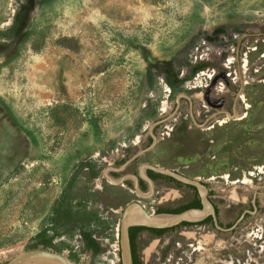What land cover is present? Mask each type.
Listing matches in <instances>:
<instances>
[{
    "label": "rangeland",
    "instance_id": "1",
    "mask_svg": "<svg viewBox=\"0 0 264 264\" xmlns=\"http://www.w3.org/2000/svg\"><path fill=\"white\" fill-rule=\"evenodd\" d=\"M145 165L212 188L239 225L217 247L200 229L150 240L145 264H179L197 232L205 256L264 264V0H0V264L37 248L119 264L129 203L184 200L140 196L126 181Z\"/></svg>",
    "mask_w": 264,
    "mask_h": 264
},
{
    "label": "flooded vegetation",
    "instance_id": "2",
    "mask_svg": "<svg viewBox=\"0 0 264 264\" xmlns=\"http://www.w3.org/2000/svg\"><path fill=\"white\" fill-rule=\"evenodd\" d=\"M220 101L225 102V100H223V98ZM220 106L223 107V104H220ZM149 137H152V136L149 135ZM149 137H148V141H149ZM119 170H120V163L117 159H115L113 166L109 168L108 172H110L113 176H117L118 175L117 171H119ZM151 170L154 173H151ZM146 173L153 180L154 188H156L159 185H164V186H167L170 188L174 187L176 190L183 193L182 198L184 200L179 201L177 203L168 204L169 206H165L164 204H159L158 206H156L154 212H160V211L163 212L164 210L179 208V207H182V206L187 205V204L196 203L199 200H200V203L202 204V197H201V194L199 192V189L196 186L188 184V183H184V182H182V181H180V180H178V179H176L170 175L158 172V171L153 170L152 168H149V167L146 168ZM167 176H170L171 178H169ZM138 180H139L140 187L142 190L146 191L149 189L150 183L148 180L144 179L141 175H139ZM126 182L130 186L132 184V186L135 188L133 180L127 179ZM206 185L208 186L207 183H206ZM145 187H146V189H145ZM207 195L215 207V215L210 214V215L206 216L205 218H203L199 221L188 222V224H183L184 223L183 222L179 225H176L173 227H168V228H154V229H152V228L144 227V226H132L130 228L129 233H130V240H131L134 264H145V256H144L145 249L144 248H146V243H148L150 240L156 239L158 241H164V243L167 244L173 240L174 236L181 234L183 232V230L185 231V229L187 231H192L193 229L194 230L200 229V230H203L204 232L207 231V234H213V244H211V245L215 246V247H217L215 242H218V240H219L218 235L221 232L235 234L237 232V228L239 227L237 222L231 224L230 221H227V222L223 221L221 218V211L219 209V204L212 197L214 195V190L212 188H208ZM155 229H159V230H155ZM199 236H203V234H199V232H197L195 234L194 239H192L191 242L187 243L188 246L185 249L186 252L184 251L185 255L183 257H181V261H179V264H181V262H182V264H215L213 262L214 260L218 264H226V263L227 264H242L241 260H239L238 258H234L232 256V254H228V252L218 253L219 257L217 259L216 258L212 259L209 256H207V253L210 250V248H208V251L206 250L207 253L205 256V253H204L205 250L203 251L202 248H200L196 244L197 238ZM241 237L243 238L244 236H241ZM256 237L263 239L262 241L264 243V234H261L260 236H258V234H257ZM233 238H235V236H233ZM243 241L249 242L250 244L253 243L251 241V238L249 237V235H246ZM227 246L228 245H226L224 247H227ZM260 246H261V244H260ZM155 253H157V252H155ZM220 256L225 258V260L222 259ZM226 258L228 260H226Z\"/></svg>",
    "mask_w": 264,
    "mask_h": 264
},
{
    "label": "water",
    "instance_id": "3",
    "mask_svg": "<svg viewBox=\"0 0 264 264\" xmlns=\"http://www.w3.org/2000/svg\"><path fill=\"white\" fill-rule=\"evenodd\" d=\"M151 134L152 137L156 140V136L152 133V131ZM148 167L158 172L170 175L182 182L196 186L199 189V192L202 197V207H191L181 212H149L146 209L145 205L141 203V200H136L129 203L122 211V218L119 228L121 264H134L129 233L130 228L132 226H144L149 228H168L179 225L183 222H196L210 214L215 215V207L208 198V192H205L206 188L200 181L184 178L182 176H179L174 171L156 168L151 165H145V169H143L144 167L141 168L140 173L144 179L149 181L152 190H154V182L146 173V168ZM119 182L125 183V179H122ZM135 190L140 196H150V193L145 194L142 192L138 178L135 181ZM132 215H136V218L134 220L131 219ZM161 216L169 218L171 222H168L166 224L155 223V219ZM46 261L52 262L54 264H78L67 255H64L54 250L41 248L20 252L14 257H11L4 264H43Z\"/></svg>",
    "mask_w": 264,
    "mask_h": 264
},
{
    "label": "built area",
    "instance_id": "4",
    "mask_svg": "<svg viewBox=\"0 0 264 264\" xmlns=\"http://www.w3.org/2000/svg\"><path fill=\"white\" fill-rule=\"evenodd\" d=\"M232 59H231V57L230 58H228V61H229V63H231L232 61H231ZM210 68V67H209ZM246 69V68H245ZM246 71V70H245ZM205 73V72H204ZM215 74H216V70L213 68L212 69V73H209L208 74V77H209V79H210V81L212 82L213 81V79H214V77H215ZM227 76L229 77V79L231 80V81H233V83L235 84V85H240V87L242 88H244V84L241 82V79L239 78V75H236V74H234V72H231L230 70H228L227 71ZM251 77V76H250ZM247 80H246V83L248 82V78H246ZM240 82V83H239ZM232 87V91H234V88H236L235 86H231ZM215 88H217V90H219L220 92H223L224 94H225V89H227L226 91H228L229 93H231L232 91L230 90V87L226 84V82L225 81H223V80H219L218 82H217V84L215 85ZM240 90V89H239ZM237 95H240V96H242L243 97V95L241 94V92L239 91L238 93H237ZM225 112V111H224ZM223 112V114L224 115H226L227 113L225 112L224 113ZM220 115V114H219ZM227 116V115H226ZM165 120H163L160 124H162L163 122H164ZM167 127V125L165 124V126H164V128H166ZM152 133H153V131H152ZM165 133H167V131H165L164 130V133H161V135H164ZM150 135L152 136V134H151V132H150Z\"/></svg>",
    "mask_w": 264,
    "mask_h": 264
},
{
    "label": "trees",
    "instance_id": "5",
    "mask_svg": "<svg viewBox=\"0 0 264 264\" xmlns=\"http://www.w3.org/2000/svg\"><path fill=\"white\" fill-rule=\"evenodd\" d=\"M152 142H153V138L149 137V143H152ZM151 173H154V172L151 170ZM167 177L171 178L170 176H167ZM145 189H146V187H145ZM191 207H202V204L200 203V200H199L196 203L187 204V205H184L182 207L175 208V209L164 210L163 212H181V211L188 209V208H191ZM183 224H188V222H184ZM152 229H154V228H152ZM155 230H159V229H155ZM119 264H121V262Z\"/></svg>",
    "mask_w": 264,
    "mask_h": 264
},
{
    "label": "bare ground",
    "instance_id": "6",
    "mask_svg": "<svg viewBox=\"0 0 264 264\" xmlns=\"http://www.w3.org/2000/svg\"><path fill=\"white\" fill-rule=\"evenodd\" d=\"M135 218H136V215L135 216L134 215L131 216V219L134 220ZM168 222H171V220L169 218L163 217V216L158 217V218L155 219V223H157V224H166ZM43 264H54V263L46 261Z\"/></svg>",
    "mask_w": 264,
    "mask_h": 264
}]
</instances>
